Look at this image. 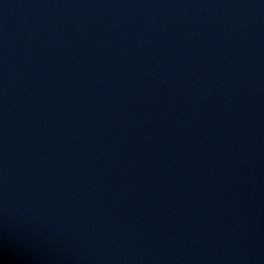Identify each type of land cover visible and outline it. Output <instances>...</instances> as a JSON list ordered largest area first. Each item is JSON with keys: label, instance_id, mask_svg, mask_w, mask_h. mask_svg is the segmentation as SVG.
Masks as SVG:
<instances>
[{"label": "water", "instance_id": "95a60500", "mask_svg": "<svg viewBox=\"0 0 264 264\" xmlns=\"http://www.w3.org/2000/svg\"><path fill=\"white\" fill-rule=\"evenodd\" d=\"M0 264H264V0H0Z\"/></svg>", "mask_w": 264, "mask_h": 264}]
</instances>
